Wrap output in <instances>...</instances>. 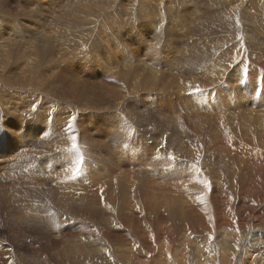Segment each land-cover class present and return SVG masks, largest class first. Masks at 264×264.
<instances>
[{"label": "rangeland", "instance_id": "1", "mask_svg": "<svg viewBox=\"0 0 264 264\" xmlns=\"http://www.w3.org/2000/svg\"><path fill=\"white\" fill-rule=\"evenodd\" d=\"M0 1L3 2L0 4V42L18 40L10 59L4 56L0 45V189L5 187V192L0 193V225L4 226L0 237V252H3L0 264L98 263L99 259L106 261L104 250L110 242L115 245L114 249L118 248L115 262L135 264L128 257L132 254L138 263L148 264L147 238L163 229L162 225H170L176 236L174 245L168 239L163 243L170 250L166 264H180L181 256L184 257L181 264L185 261L187 264L199 263V259L207 256L197 248L202 241L204 246H208L207 243L219 245L227 236L226 246L231 247L237 238L245 237L249 241L257 232L264 239V218L256 222L261 224L258 231L249 229L244 223L219 228H210L206 223L197 227L189 223L185 230L180 228L183 220L190 222L194 217L200 196L204 193L201 197L206 202L207 191L211 189V193L217 182V187L225 190L228 187L229 196L237 201L234 208L242 202L248 208L242 211L243 215H248L244 219L253 217L256 208L264 212V181L260 192L246 194L241 189L238 167L229 159L236 153L220 151L224 147L219 139L227 130L229 137H235L237 142H248L254 149L260 145L262 131L259 133L257 124L247 120L250 114L257 119L264 114V65L258 58L249 56L247 60L246 56H241L236 64L221 72L220 61L228 56L232 58L241 46L236 43L231 47L219 45L209 60L200 59L196 47H206L213 42L195 37L193 32L198 31L199 26L196 21L191 23L192 9H185L192 5V0H151L154 3L150 0H111L112 5L103 7L98 5L100 0ZM89 1L96 8L88 6ZM95 1H99L98 4ZM204 4L209 5L203 1L200 3L201 6ZM97 11L100 13L98 19ZM203 12L198 16L199 21L204 18L202 23L216 20L217 14L205 18V8ZM250 24L254 31H249L248 35L261 32L264 36V10L252 11ZM37 69L39 75H28V71ZM121 73L140 79L141 91L134 85H125ZM219 74L221 80L210 83ZM151 80L154 82L148 83ZM105 87L110 94L104 92ZM196 87L201 91H194ZM238 134L241 135L239 138ZM73 136L76 137V149L71 147ZM22 153L27 155L17 159ZM248 155L250 160L246 162H264L261 151ZM77 160L80 161L79 171L73 172ZM193 164L197 165L199 172L192 168ZM201 179L209 181L212 188L206 189ZM257 186L258 183L254 188ZM200 192L203 193L199 196ZM156 200L158 203L154 202ZM55 213L58 221H54L52 214L55 216ZM19 215L23 222L21 226L25 228L20 229L15 237L9 226H18L15 223ZM52 222L60 224L55 226ZM112 225L120 235L113 233L115 228H110ZM55 227H59L58 231L54 230ZM108 235H111L108 237L110 242L107 241ZM31 237H35V241ZM33 242L40 246L39 256L34 251ZM12 246L13 254H9L8 247ZM64 246L68 248L65 252ZM153 251L156 254V249ZM125 255L127 260L123 258ZM84 260L87 262L83 263Z\"/></svg>", "mask_w": 264, "mask_h": 264}, {"label": "bare ground", "instance_id": "2", "mask_svg": "<svg viewBox=\"0 0 264 264\" xmlns=\"http://www.w3.org/2000/svg\"><path fill=\"white\" fill-rule=\"evenodd\" d=\"M85 0H83V2H84ZM88 1V0H87ZM101 2H100V4H98V2L99 1H95L100 7H103V6H105V5H112L111 4V0H100ZM114 1H116V0H114ZM186 0H184V1H182V2H185ZM206 2V3H208L209 5H203V6H201L200 5V3L201 2ZM94 2V3H95ZM150 2H152V3H154L153 1H151L150 0ZM198 2H200V3H198ZM1 3H3V2H1L0 1V4ZM86 3V2H85ZM95 3V4H96ZM114 3V2H113ZM87 4H88V2H87ZM102 4V5H101ZM182 4V3H181ZM89 5H91L90 4V1H89V4H88V6ZM5 6V5H4ZM92 6V5H91ZM156 6V5H155ZM6 7V6H5ZM84 7V6H83ZM92 7H95V6H92ZM107 7V6H106ZM106 7H104V9L106 8ZM80 9H82L81 8V6L79 7ZM96 8V7H95ZM94 8V9H95ZM98 8V7H97ZM112 8V7H111ZM203 8H205V11H206V15L204 16L205 18H206V16H208V15H212V16H214L215 14H217V16H215L216 17V20H213V19H210L209 21H206V22H203V23H205V24H203L202 23V19H204V18H202L200 21H199V19H198V16L200 15V13L202 12V13H204L203 12ZM1 9V8H0ZM80 9H79V11H80ZM86 9V8H85ZM102 9V8H101ZM186 10H190V9H192L191 10V12H193V14L195 15V17L198 19V21H197V19L196 20H194L193 18H194V15L192 16L191 14H190V20H191V23H194L195 24V21L197 22V26H199V30L198 31H194L193 33H195L196 35H195V37H199V38H201L203 41H212L213 43L212 44H209V45H207L206 47H204V46H197L196 47V55L200 58V59H205V60H209L210 59V56H212L213 54H215L216 52H217V50H218V48H219V45H224V46H226V47H231L232 45H234V44H236V43H241V46L236 50V53H234L233 55H232V58L230 57V56H228V57H226L224 60H222V61H220V63H219V66H220V68H221V72L222 71H224V70H226V68H228L229 69V67L234 63V64H236L237 62H238V58H240L241 56H246V58H247V60H249L248 58H249V56L250 57H252V58H255V59H257L258 58V60H259V63L260 64H263L264 65V36H263V34L261 33V32H258L257 34H254V35H248L247 33L249 32V31H254V29H253V27H252V25L250 24V17L252 16V11H255V10H264V0H192V5L191 6H188V7H186L185 8ZM2 10V9H1ZM96 10V9H95ZM100 10V9H99ZM106 10V9H105ZM104 10V11H105ZM194 10V11H193ZM83 11V10H82ZM87 11V10H86ZM94 11V10H93ZM102 12H103V10H101ZM3 12V11H2ZM68 12V11H67ZM70 12V11H69ZM98 12V11H97ZM95 13V14H98V13ZM110 12V11H109ZM180 13V12H179ZM12 14V13H11ZM17 14V13H16ZM19 14V13H18ZM17 14V15H18ZM20 14H21V12H20ZM72 14V13H71ZM76 14H78L77 12H76ZM84 14V13H83ZM12 16H13V14H12ZM16 16V15H15ZM20 16V15H19ZM55 16V15H54ZM71 16V15H70ZM85 16V15H84ZM90 16V15H89ZM96 16V15H95ZM98 16H100V13H99V15H97V19L99 18ZM14 17V16H13ZM17 17V16H16ZM73 17V16H72ZM79 17V16H78ZM82 17V16H81ZM214 17V18H215ZM7 18H9V17H7ZM66 18L68 19V16H66ZM71 17H69V20L71 21V19H70ZM74 18V17H73ZM72 18V19H73ZM84 18V17H83ZM85 18H86V16H85ZM90 18V17H89ZM92 18V17H91ZM95 18V17H94ZM77 19V18H76ZM79 19V18H78ZM10 20V19H9ZM93 19H91V24L93 23V21H92ZM95 20H96V18H95ZM100 20H101V18H100ZM58 21V20H57ZM61 21V20H60ZM75 21V20H74ZM84 21H85V19H84ZM87 21V20H86ZM99 21V20H98ZM205 21V20H204ZM53 22V21H52ZM95 22V21H94ZM59 23V22H58ZM98 23V22H97ZM68 24H69V22H68ZM67 24V25H68ZM94 24V23H93ZM95 24H96V22H95ZM71 25V24H70ZM87 25V24H86ZM91 26V25H90ZM90 26L88 27L89 29H90ZM96 26V25H95ZM82 28L84 27V26H81ZM81 27H79V29L81 28ZM92 27V26H91ZM97 27V26H96ZM95 27V28H96ZM81 28V29H82ZM93 28V27H92ZM94 28V29H95ZM54 29V28H53ZM60 29V28H59ZM75 29H77V27H75L74 28V30ZM192 29V28H191ZM55 30V29H54ZM85 30V29H84ZM92 30V29H91ZM49 31V30H48ZM76 31V30H75ZM90 31V30H89ZM53 32H55V31H53ZM64 32V31H63ZM187 32V31H186ZM50 33V32H49ZM60 33V32H59ZM58 33V34H59ZM74 34V33H73ZM40 35H42L43 36V33L42 34H40ZM49 35H51V34H49ZM192 35V34H191ZM24 36V35H23ZM62 39V38H61ZM26 40V39H25ZM35 41V40H34ZM33 41V42H34ZM18 40H7V42L5 41H3V42H0V45H1V47H2V52H3V54H4V56L7 58V59H10L11 57H13L12 56V53H11V50H12V48L15 46V45H17L18 43ZM32 45H33V43H32ZM30 46H31V43H30ZM49 50V49H48ZM27 51V50H26ZM30 53V52H29ZM32 53V52H31ZM20 54H18V56H19ZM32 55V54H31ZM17 56V57H18ZM53 56V55H52ZM33 62V61H32ZM59 62V61H58ZM53 63V62H52ZM53 67L55 66V65H52ZM58 66V65H57ZM38 71H39V69H37V70H32V71H28V75L29 76H33V77H35V76H37V75H39L38 74ZM150 72V71H149ZM221 72H220V74H221ZM225 72V71H224ZM27 73V72H26ZM137 73V72H136ZM138 74V73H137ZM220 74H219V76L213 81V82H210V83H214V82H216V81H218L219 79H220ZM24 75V74H23ZM143 75V74H142ZM151 75H154V74H152L151 73ZM222 75V74H221ZM224 75V74H223ZM27 76V75H26ZM121 78H122V81H123V83L125 84V85H134V86H136L137 88H139V90L138 91H141V87H139L138 85L141 83V82H139V80L137 79V77H133V75L132 74H122L121 73V76H120ZM222 77V76H221ZM25 78V77H24ZM156 78V77H155ZM155 78H153L154 80H155ZM154 80H151V81H149L148 83H152V82H154ZM158 80V79H157ZM157 80H155V81H157ZM221 80V79H220ZM117 81V80H116ZM84 82V81H83ZM178 82V81H177ZM156 83V82H155ZM16 84V83H15ZM23 86H24V84H23ZM178 86V85H177ZM44 87V86H43ZM46 87V86H45ZM96 87V86H95ZM132 87V86H131ZM149 87L150 88H154L152 85H149ZM78 88V87H77ZM108 88V87H107ZM110 88V87H109ZM135 88V87H134ZM165 88V87H164ZM38 89V88H37ZM40 89V88H39ZM93 89V88H92ZM101 89V88H100ZM103 89V88H102ZM113 89V88H112ZM115 89V88H114ZM42 90V89H41ZM76 90V89H75ZM78 90V89H77ZM98 90V89H97ZM96 90V91H97ZM144 90H151V89H146V88H144ZM160 90V89H159ZM53 91V90H52ZM100 91V90H99ZM106 91V87H105V90H104V92ZM114 91V90H113ZM116 91L117 90H115V92L114 93H116ZM151 91H153V90H151ZM59 92V91H58ZM84 92V91H83ZM91 92V91H90ZM103 92V93H104ZM107 93H109V90H107L106 91ZM52 93V92H51ZM107 93L105 94L106 96H107ZM54 94V93H53ZM86 94V93H85ZM101 94V93H100ZM110 94V93H109ZM108 94V95H109ZM112 94V93H111ZM117 94L119 95V93L117 92ZM90 95V94H89ZM99 95V94H98ZM102 95V94H101ZM104 95V94H103ZM69 96V95H68ZM115 96L117 97V95L115 94ZM59 97V96H58ZM79 97H80V95H79ZM111 97V96H110ZM64 98V97H63ZM81 98V97H80ZM86 98V97H85ZM105 98V97H104ZM60 99H61V97H60ZM84 99V98H83ZM96 99V98H95ZM110 99V98H109ZM113 100V99H112ZM65 101V100H64ZM95 101H97V100H95ZM103 101V100H102ZM110 101H111V99H110ZM109 101V102H110ZM101 102V101H100ZM232 104V103H231ZM110 105V104H109ZM100 106V105H99ZM221 108H224V109H226V110H228V108H226L225 106H222ZM222 110V109H221ZM83 111V110H82ZM197 115V114H196ZM199 116V115H198ZM247 116V115H246ZM196 118V117H195ZM21 119H23V118H21ZM233 119V118H232ZM181 120V119H180ZM247 120H250V122L251 123H253V124H257L256 126H257V129H258V131H259V133L262 131V135L260 136V138H261V141H260V145H258L259 147H258V149L256 148V149H254V148H252V145L250 144V143H243V140H240V141H242V142H240V141H236L234 138L235 137H233L232 139L229 137V134H228V131L227 130H225V136L224 137H220L219 139H221V141H222V144L223 145H221V146H223L224 147V150H220V151H225L224 153H226L227 151L229 152V150H231V151H233L234 152V154L236 153V156H230V161L231 160H233L234 162H235V164L237 165V175L239 176V178L241 179V181L242 182H240L241 183V186H242V190H244V191H246V194H248L249 192H251L252 194L254 193V192H256V191H258V192H260L261 191V188H260V186H262V181H264V162H257V161H251V162H246V161H248V160H250V156L248 155V154H251V152H254V151H261L262 153H264V114H262L261 115V118L260 119H257L256 118V116H253L252 114H250V117L248 116V118H247ZM231 121V120H230ZM215 122V121H214ZM216 122H217V120H216ZM236 122V121H235ZM244 122H245V120H244ZM221 123H223V122H221ZM227 123V122H226ZM230 123V122H229ZM237 123V122H236ZM199 124V123H198ZM226 125V124H225ZM224 125V126H225ZM239 125V124H238ZM250 125V124H249ZM218 126V125H217ZM230 127V126H229ZM181 128V127H180ZM228 128V127H227ZM210 129V128H209ZM237 129V128H236ZM237 131V130H236ZM239 132V131H238ZM15 133V132H14ZM18 133V132H17ZM180 133V132H179ZM213 133V132H212ZM250 134L252 133V132H249ZM170 134V133H169ZM214 134V133H213ZM239 134H240V132H239ZM238 134V138H239V136H241V135H239ZM219 136H220V134H219ZM231 136V135H230ZM248 136H251V135H248ZM19 137V136H18ZM246 137V136H245ZM214 138V137H213ZM237 138V137H236ZM248 138V137H247ZM1 139V138H0ZM24 139V138H23ZM241 139H243L242 137H241ZM256 139V138H255ZM250 140V139H249ZM184 141V140H183ZM212 142V141H211ZM220 142V141H219ZM254 144V143H253ZM259 144V143H258ZM23 145V144H22ZM189 145V144H188ZM24 146V145H23ZM23 146H22V148H23ZM182 146V145H181ZM214 146H216L217 147V145H215L214 144ZM216 147H215V149H216ZM219 148H220V146H218ZM1 148V147H0ZM13 148V147H12ZM21 148V149H22ZM188 149V148H187ZM221 149H223V148H221ZM228 149V150H227ZM178 150H179V148H178ZM213 150H214V148H213ZM217 150V149H216ZM219 150V149H218ZM22 151V150H21ZM27 151V150H26ZM179 152V151H178ZM227 152V153H228ZM232 152V153H233ZM21 153V152H20ZM24 153V152H23ZM22 153V155H18L16 158L17 159H20V156H26V155H24ZM180 153H182V152H180ZM222 153V152H221ZM223 153V154H224ZM230 153V152H229ZM30 154V153H29ZM16 155H17V153H16ZM31 155H33V154H30V156ZM218 155V154H217ZM225 155V154H224ZM226 156H227V154H226ZM229 156V155H228ZM15 158V157H14ZM223 158V157H222ZM22 160V159H21ZM28 160V159H27ZM34 160V159H33ZM14 161V160H13ZM35 161V160H34ZM41 161V160H40ZM195 161V160H194ZM232 161V162H233ZM245 162V163H244ZM194 163V162H193ZM11 164V163H10ZM9 164V165H10ZM236 165H235V167H236ZM33 166V165H32ZM209 166V165H208ZM230 166V165H229ZM200 167V166H199ZM211 167V166H210ZM213 167V166H212ZM225 167V169H226V166H224ZM24 168V167H23ZM228 168V167H227ZM6 169V168H5ZM207 169V168H206ZM213 169V168H212ZM229 169V168H228ZM36 170V169H35ZM210 170V169H209ZM28 171V170H27ZM220 171V170H219ZM34 172V171H33ZM13 173H16V172H13ZM35 173V172H34ZM209 173V172H208ZM211 173H213V172H211ZM210 173V174H211ZM214 173H215V171H214ZM9 174H11V173H9ZM25 174V173H24ZM37 174V173H36ZM232 174V173H231ZM8 175V174H7ZM201 175V174H200ZM212 175V174H211ZM216 175V174H215ZM218 175V174H217ZM12 176V175H11ZM205 176V175H204ZM213 176V175H212ZM29 177H31V176H29ZM28 177V178H29ZM43 177V176H42ZM209 177V176H208ZM215 177V176H214ZM234 177V176H233ZM13 178V177H12ZM197 178V177H196ZM221 178V177H220ZM30 179V178H29ZM42 179V178H41ZM40 179V180H41ZM223 179V178H222ZM228 179V178H227ZM37 180V179H36ZM198 180V179H197ZM202 181H204V179H201ZM39 181V180H38ZM43 181V180H42ZM194 181V180H193ZM201 181V182H202ZM214 181V180H213ZM182 182V181H181ZM180 182V183H181ZM197 182H200L199 180L197 181ZM217 182V181H216ZM178 183V182H177ZM213 183V182H212ZM218 184H219V182H217ZM216 183V186L215 187H213V191L210 193V191H211V189H210V191H207L208 193V197H207V201L206 202H203V200L204 199H200V200H198V203H200V204H198V205H196V207H195V211H194V215H192V216H194L191 220H190V222L189 221H187L188 219H185V220H183V222L184 223H182L181 224V226H180V228L181 229H184L185 230V228H187V226L188 225H190V224H196L195 226L197 227V225L198 226H200V225H202V224H204V223H206L207 225L206 226H210V228H215V227H218V226H223L224 227V225H231V226H241L243 223L244 224H247L249 227V229H251V228H253V229H255V231H258V227L259 226H261V224H256V222L258 221V223L260 222V221H262V219L264 218V212H263V209L261 210V209H254L253 211L254 212H256L254 215H253V217L252 216H250V218H246V219H244L243 217H248V215H243L242 214V211L244 210V209H248L247 207H245L244 206V204H243V202H242V205H239L237 208H234L233 206H235V204H237L236 202L237 201H233L232 199H231V197L229 196V194H230V191H229V189H228V187H226V189L227 190H225V189H223V187H217V184ZM224 183V182H223ZM226 183H227V181H226ZM254 183H255V185H254ZM256 183H258L259 184V186H257L256 187V189L254 188L255 186H256ZM47 184V183H46ZM171 184V183H170ZM172 184H176V183H172ZM187 184V183H186ZM228 184V183H227ZM44 185V184H43ZM193 185V184H192ZM200 185H201V183H200ZM215 185V184H214ZM31 186V185H30ZM195 186V185H194ZM220 186V185H219ZM223 186V185H222ZM0 187H1V183H0ZM8 187V186H7ZM28 187V186H27ZM41 187V186H40ZM134 187V186H133ZM176 187V186H175ZM185 187V186H184ZM202 187V186H201ZM129 188V187H128ZM212 188V187H211ZM30 190H32L31 188H29ZM40 189H42V188H40ZM3 190H5V187L4 188H2V189H0V191H3ZM127 189L125 188V191H126ZM192 190V189H191ZM196 190V189H195ZM201 190H203V189H201ZM41 191H43V189L41 190ZM48 191H49V189H48ZM111 191V190H110ZM199 191V190H198ZM236 190H234V192H235ZM5 191H3V192H0V193H4ZM32 192V191H31ZM128 192V194H129V190L127 191ZM126 192V193H127ZM187 192V191H186ZM186 192H184L185 194H186ZM189 192V191H188ZM195 192V191H194ZM205 192H206V190H205ZM233 192V193H234ZM264 192V191H263ZM30 193V192H29ZM34 193V192H33ZM148 193V192H147ZM203 193V192H202ZM201 192H200V194H199V196L202 194ZM237 194H238V191L236 192ZM21 194V193H20ZM27 194V193H26ZM37 194V193H36ZM51 194V193H50ZM188 194V193H187ZM189 194H191V193H189ZM193 194V193H192ZM195 194V193H194ZM204 194V193H203ZM202 194V195H203ZM23 195H24V193H23ZM34 195V194H33ZM140 195V194H139ZM151 195V194H150ZM153 195V194H152ZM176 195V194H175ZM201 195V196H202ZM250 195V194H249ZM129 195H127V197H128ZM136 196V195H135ZM138 196V195H137ZM148 196V195H147ZM161 196H163V195H161ZM174 196V195H173ZM201 196H200V198H201ZM240 196V195H239ZM16 197V196H15ZM25 197V196H24ZM27 197V196H26ZM31 197H33L32 196V193H31ZM35 197H36V195H35ZM39 197H40V195H39ZM42 197V196H41ZM160 197V196H159ZM181 197H182V195H181ZM197 197V196H196ZM258 197V196H257ZM28 198H29V200H30V196L28 195ZM34 198V197H33ZM132 198V197H131ZM136 198V197H135ZM163 198V197H162ZM170 198H171V196H170ZM193 198V197H192ZM37 199V198H36ZM91 199V198H90ZM148 199H150L149 197H148ZM153 199V198H152ZM197 199V198H196ZM195 199V200H196ZM235 199H237L236 197H235ZM249 199V198H248ZM29 200H27V201H29ZM53 200V199H52ZM51 200V201H52ZM103 200V199H102ZM113 200V199H112ZM130 200V199H129ZM131 200H134V199H131ZM202 200V201H201ZM25 201H26V198H25ZM37 201V200H36ZM65 201V200H64ZM138 201V200H137ZM147 201V200H146ZM158 200H156V201H154V202H157ZM191 201H192V199H191ZM200 201V202H199ZM11 202H12V200H11ZM127 202V201H126ZM132 202V201H131ZM135 202H136V200H135ZM141 202H143V198H142V201ZM150 202V201H149ZM154 202H153V204H154ZM170 202V201H169ZM177 202V201H176ZM189 202H190V200H189ZM193 202H195L196 203V201H193ZM201 202H203V203H201ZM65 203V202H64ZM63 203V204H64ZM158 203V202H157ZM62 204V205H63ZM71 204V203H70ZM94 204H96V203H94ZM100 204V203H99ZM129 204H131L130 202H129ZM141 204V203H140ZM147 204V203H146ZM188 204V203H187ZM28 205H29V202H28ZM97 205V204H96ZM143 205H144V203H143ZM33 206V205H32ZM54 206V205H53ZM63 206H65V204L63 205ZM67 206V205H66ZM180 206H181V204H180ZM189 206V205H188ZM17 207V206H16ZM30 207H31V205H30ZM57 207V206H56ZM60 207H61V205H60ZM68 207V206H67ZM66 207V208H67ZM90 207V206H89ZM97 207V206H96ZM103 207V206H102ZM132 207H133V205H132ZM131 207V210L134 208H132ZM155 207V206H154ZM54 208V207H53ZM58 208V207H57ZM65 207H63V209H64ZM68 208H70L71 209V207H68ZM140 208V207H139ZM138 208V209H139ZM142 208V207H141ZM150 208V207H149ZM176 208V207H175ZM183 208V207H182ZM190 208V207H189ZM22 209H24V208H22ZM31 210H32V207L30 208ZM35 209V208H34ZM45 209H47V207L45 208ZM58 209H60V208H58ZM62 209V208H61ZM72 209H73V207H72ZM77 209V208H76ZM143 209V208H142ZM141 209V210H142ZM151 209V208H150ZM191 209V208H190ZM26 210H28V208L26 209ZM53 210H55V209H53ZM57 210V209H56ZM55 210V211H56ZM68 210V209H67ZM81 210V209H80ZM95 210V209H94ZM173 210V209H172ZM184 210V209H183ZM30 210H28V212H29ZM41 211V210H40ZM49 211H50V209H49ZM62 210H60L59 212H61ZM69 211H71V210H69ZM123 211V210H122ZM138 211V210H137ZM140 211V210H139ZM191 211V210H190ZM34 212H37L38 213V211H34ZM45 212V211H44ZM47 212V211H46ZM63 212V211H62ZM78 212V211H77ZM183 212V211H182ZM253 212V213H254ZM24 213H26V212H24ZM23 213V214H24ZM30 213H31V211H30ZM64 213H67V211L65 210V212ZM102 213V212H101ZM128 213H129V211H128ZM139 213V212H138ZM141 213V212H140ZM21 214H22V212H21ZM42 214V213H41ZM77 214V213H76ZM80 214V213H79ZM141 214H143L144 215V212L143 213H141ZM173 214H175V213H173ZM179 214V213H178ZM250 214V213H249ZM44 215V214H43ZM53 215V217L55 218L54 219V221L56 220V213H55V216H54V214H52ZM60 215V214H59ZM99 215V214H98ZM133 215H135V212H134V214ZM138 215V214H137ZM185 215V214H184ZM239 215V216H238ZM252 215V214H251ZM37 216H39V215H37ZM57 216H58V214H57ZM121 216V215H120ZM40 217H42V216H40ZM143 217V216H142ZM146 217V216H145ZM44 218V217H43ZM59 218V217H58ZM141 218V217H140ZM139 218V219H140ZM147 218V217H146ZM186 218V217H185ZM49 219V218H48ZM51 219H52V216H51ZM255 219H256V221H255ZM43 220V219H42ZM41 220V221H42ZM60 220V219H59ZM113 220H114V217H113ZM112 220V222H114ZM51 221H53V220H51ZM56 221H58V220H56ZM84 221V220H83ZM92 221V220H91ZM96 221V220H95ZM101 221V220H100ZM47 222H48V220H47ZM59 222H61V221H59ZM58 222V223H59ZM110 222V221H109ZM145 222H147L146 220H145ZM169 222V221H168ZM251 222V223H250ZM1 223V222H0ZM44 223V222H43ZM53 223V222H52ZM52 223H50V225H52ZM55 223V222H54ZM53 223V224H54ZM57 223V224H58ZM92 223H93V221H92ZM96 223V222H95ZM117 223V222H116ZM185 223H188V224H185ZM190 223V224H189ZM249 223V224H248ZM16 225H18V226H9V228L14 232L13 233V235H15V237H18V235H19V231H20V229H24L25 227L24 226H21V225H23V222H22V217L19 215V217H16V223H15ZM35 224V223H34ZM56 224V223H55ZM57 224L55 225V226H57ZM60 224V223H59ZM58 224V225H59ZM97 224H98V222H97ZM102 224V223H101ZM111 224V223H110ZM109 224V225H110ZM152 224V223H151ZM40 225V224H39ZM145 225V224H144ZM54 226V225H53ZM61 226V225H60ZM59 226V227H60ZM90 226V225H89ZM113 227H110V228H115V230L113 231V233H115V234H119L120 235V233H118L117 231H116V227L114 226V225H112ZM163 226V229H160V230H158L157 231V233H155V232H153V233H155L153 236H149L147 239H148V247H147V250H148V257H147V259L146 260H148L149 261V263L148 264H166V261H167V259L169 258V255L170 254H168L167 252L168 251H170L169 250V248H168V250H167V248H165V246H163V243H164V241L166 240V239H168L169 241L168 242H170L171 241V244L172 243H174V237L176 238V236L174 235V231L173 230H170V229H172V228H169V226L168 227H166V226H164V225H162ZM245 226V225H244ZM264 226V225H263ZM3 227L4 226H2V225H0V237L3 235ZM59 227H55L54 228V230H56V231H58V228ZM65 227V226H64ZM104 228L105 227H107V226H103ZM142 227H144V226H142ZM146 227V226H145ZM193 227V226H192ZM229 227V226H228ZM63 228V227H62ZM61 228V229H62ZM102 228V227H101ZM118 228H119V226H118ZM151 228V227H150ZM219 228V227H218ZM33 229V228H32ZM45 229V228H44ZM53 229V228H52ZM67 229V228H66ZM108 229V228H107ZM131 229V228H130ZM147 229H149V228H147ZM190 229V228H189ZM227 229H229V228H227ZM243 229V228H242ZM35 230V229H34ZM104 230V229H103ZM106 230V229H105ZM150 230V229H149ZM154 230V229H153ZM190 230H192V229H190ZM200 230H201V228H200ZM30 231H33V230H30ZM55 231V232H56ZM110 231V230H109ZM147 231V230H146ZM150 231H152V229L150 230ZM183 231V230H182ZM214 231H216V230H214ZM212 232L213 234L215 233V232ZM222 231V230H221ZM227 231V230H226ZM229 231H230V229H229ZM232 231V230H231ZM96 232H98V231H96ZM101 232V231H100ZM107 232H108V230H107ZM225 232V231H224ZM228 232V231H227ZM36 233H37V231H36ZM35 233V234H36ZM44 233H45V231H44ZM51 233V232H50ZM49 233V234H50ZM67 233V232H66ZM257 233H259V232H257ZM256 233V236H255V234L250 238V240L248 241V239L247 238H245L244 236H242V237H244V238H242V239H240V238H237V240L235 241V242H233V243H235L233 246H231V247H229V246H226V242H225V240H226V238H227V236L225 237V240H223L222 242H221V244H217V243H207L208 244V246L206 245V246H204L203 244H201L200 243V241H197V244H198V242L200 243L199 244V246L197 247L200 251H204V253L207 255L206 256V258L204 259H199L198 261H199V263L198 262H196V264H264V239L262 238L263 236L261 235V234H257ZM21 234V233H20ZM23 234H24V231H23ZM40 234V233H39ZM129 234V233H128ZM185 234V233H184ZM194 234V233H193ZM206 234H208V233H206ZM46 235V234H45ZM61 235V234H60ZM129 235H131V234H129ZM218 235V234H217ZM226 235V234H225ZM248 235H250L249 234V232H248ZM23 236V235H22ZM32 236V235H31ZM52 236H53V234H52ZM54 236H55V234H54ZM58 236H59V234H58ZM102 236V235H101ZM100 236V237H101ZM109 236H111V235H108L107 236V241H109L110 242V240H109ZM118 236V235H117ZM148 236V235H147ZM200 236V235H199ZM208 236V235H207ZM232 236V235H231ZM11 237H13V239H16V238H14V236H12L11 235ZM25 237V236H24ZM51 237V236H50ZM151 237V238H150ZM213 237V236H212ZM214 237H216V235L214 236ZM218 237H220V236H218ZM29 238H30V235H29ZM32 238L34 239V241H35V237H31V240H32ZM56 238V237H55ZM59 238H62V237H59ZM58 238V239H59ZM95 238V237H94ZM93 237L91 238V239H94ZM106 238V237H105ZM194 238H197V237H194ZM200 238V237H199ZM51 239V238H50ZM64 239V238H63ZM65 239H67V238H65ZM201 239H202V237H201ZM210 239H212L211 237H210ZM228 239V238H227ZM240 239V240H239ZM9 240V239H8ZM42 240V239H41ZM84 240V239H83ZM97 240V239H96ZM98 240H100V238L98 239ZM192 240V239H191ZM194 240V239H193ZM198 240V239H197ZM4 241V240H3ZM79 241V240H78ZM103 241H105V240H103ZM102 241V242H103ZM190 241V240H189ZM210 242H212L211 240H209ZM213 241H214V239H213ZM217 241H218V239H217ZM14 242V241H13ZM21 242V241H20ZM53 242V241H52ZM55 242V241H54ZM166 242H167V240H166ZM193 242H196V241H193ZM208 242V241H207ZM220 242V241H219ZM34 243V242H33ZM70 243V242H69ZM77 243V242H76ZM138 243V242H137ZM192 243V242H191ZM1 244V243H0ZM5 244V243H4ZM10 244V243H9ZM13 244V243H12ZM55 244V243H54ZM65 244H66V242H65ZM78 244H80V243H78ZM210 244V245H209ZM6 245V244H5ZM15 245V244H14ZM101 245V244H100ZM112 245V246H111ZM137 245H139V244H137ZM172 245H174V244H172ZM172 245H171V247H172ZM177 245V244H176ZM231 245H232V243H231ZM3 246V245H2ZM7 246V245H6ZM10 246V245H9ZM16 246V245H15ZM29 246V245H28ZM49 246V245H48ZM51 246V245H50ZM85 246V245H84ZM92 246V245H91ZM115 246V245H114ZM114 246H113V244H111V242H110V246L107 244L106 246H105V248L107 249L106 251L104 250V253H106V255H107V257L105 258V260L106 261H103V260H98L99 262L98 263H95L94 261V263L95 264H108V262L110 263V264H113L112 262H114V264H120L121 262H115L116 260H117V258H116V256H115V253H116V251H117V249L118 248H116V249H114ZM132 246V245H131ZM136 246V245H135ZM135 246H134V248H135ZM168 246H170L169 244H168ZM167 245H166V247H168ZM1 247V246H0ZM39 245H36L35 243H34V245H33V248H34V251L35 252H37L38 253V256L41 254H39ZM55 247V246H54ZM63 247V246H62ZM65 248H64V252H65V250L67 251V246H64ZM94 247V246H93ZM100 247H104V246H100ZM120 247V246H119ZM139 247V246H138ZM170 247V248H171ZM187 247H188V245H187ZM208 247H210V250H208L207 248ZM3 249H4V247H2ZM6 248V247H5ZM11 248H14L13 246L12 247H8V253L9 254H13L12 253V251H13V249H11ZM28 248V247H27ZM46 248V247H45ZM67 248V249H66ZM83 248V247H82ZM98 248V247H97ZM121 248V247H120ZM131 248V247H130ZM18 249H19V247H18ZM52 249H55V248H52ZM56 249H57V247H56ZM60 249V248H59ZM94 249H95V247H94ZM101 249V248H100ZM136 249V248H135ZM153 249H156V254H154V251H153ZM165 249H166V251H165ZM2 250V249H1ZM0 250V251H1ZM7 250V249H6ZM50 250H51V248H50ZM58 250V249H57ZM61 250V249H60ZM72 250V249H71ZM87 250V249H86ZM88 250H90V249H88ZM93 250V249H92ZM150 250H152L153 251V255L155 256V257H153L152 256V251H150ZM219 250H220V253H219ZM4 251V250H3ZM100 251V250H99ZM195 251V250H194ZM19 251L17 250V253H18ZM40 252H41V250H40ZM58 251H56V253H57ZM89 252V251H88ZM143 252H144V249H143ZM197 252V251H196ZM1 253H3V252H0V254ZM7 253V254H8ZM20 253V252H19ZM29 253H31V252H29ZM36 253V254H37ZM52 253V252H51ZM50 253V254H51ZM54 253V252H53ZM55 253V254H56ZM59 253V252H58ZM85 253V252H84ZM95 253V252H94ZM199 252H197L196 254H198ZM201 253V252H200ZM203 253V252H202ZM213 253H217V255L215 254H213ZM91 254H93V253H91ZM122 254H123V252H122ZM126 254V253H125ZM139 254H141V253H139ZM143 254V253H142ZM181 254V253H180ZM179 254V255H180ZM17 255V254H16ZM45 255V254H44ZM145 255V254H144ZM1 256V255H0ZM10 256V255H9ZM14 256V255H13ZM22 256V255H21ZM37 256V257H38ZM50 256V255H49ZM52 256V255H51ZM55 256V255H54ZM54 256H53V258H54ZM63 256H64V254H63ZM73 256V255H72ZM98 256V255H97ZM100 256V255H99ZM99 256H98V258H99ZM149 256H151V257H149ZM197 256V255H196ZM195 256V257H196ZM202 256V255H201ZM8 257V255L5 257V258H7ZM44 257V256H43ZM76 257V256H75ZM85 257V256H84ZM104 258V256H101V258ZM128 257H129V259H133V260H131V262H134L135 264H140V263H138L137 261H135V256L134 255H132V254H129L128 255ZM144 257V256H143ZM146 257H144V258H146ZM182 258H180L179 259V262L181 261L182 262V259L184 258L183 256H181ZM198 257V256H197ZM202 257H204V256H202ZM2 258L4 259V257L2 256ZM21 258H23V256L21 257ZM21 258H20V261H21ZM24 258H25V256H24ZM45 258V257H44ZM52 257H51V259H53ZM60 258V257H59ZM63 258V257H62ZM66 258V257H65ZM78 258V257H77ZM76 258V259H77ZM86 258V257H85ZM88 258V257H87ZM90 258V257H89ZM93 258V257H92ZM97 258V257H96ZM124 260H127V255H125L124 257ZM199 258H201V257H199ZM230 258V259H229ZM9 259V258H8ZM7 259V260H8ZM11 259V258H10ZM39 259V258H38ZM74 259V258H73ZM196 259H198V258H196ZM12 260V259H11ZM27 260V259H26ZM28 260H30V259H28ZM44 260V259H43ZM48 260H50V259H48ZM61 260H63V259H61ZM66 260V259H65ZM80 260V259H79ZM93 260H95V259H93ZM184 260V259H183ZM186 260V259H185ZM193 260V259H192ZM17 261H19V260H17ZM32 261V260H31ZM31 261H28V262H31ZM47 261V260H46ZM51 261V260H50ZM55 261V260H54ZM82 261V260H81ZM80 261V262H81ZM177 261V260H176ZM191 261V260H190ZM1 262V261H0ZM24 262H25V260H24ZM33 262V261H32ZM35 262V261H34ZM33 262V263H34ZM63 262V261H62ZM67 262L68 261H66V263L65 264H67ZM85 262H87V261H85L84 260V262L83 263H85ZM91 262V261H90ZM93 262H92V264H93ZM178 262V261H177ZM181 262H180V264H181ZM189 262V261H188ZM11 263V262H10ZM26 263V262H25ZM38 264H39V262H37ZM36 263V264H37ZM40 263H41V261H40ZM46 263V262H45ZM58 263H60V262H58ZM64 263V262H63ZM69 263V262H68ZM78 263V262H77ZM82 263V262H81ZM89 263V262H88ZM146 263H147V261H146ZM14 264V263H13ZM17 264V263H16ZM32 264V263H31ZM48 264H50V263H48ZM142 264H144V263H142ZM183 264V263H182ZM184 264H187V262L185 261L184 262Z\"/></svg>", "mask_w": 264, "mask_h": 264}, {"label": "snow or ice", "instance_id": "3", "mask_svg": "<svg viewBox=\"0 0 264 264\" xmlns=\"http://www.w3.org/2000/svg\"><path fill=\"white\" fill-rule=\"evenodd\" d=\"M194 91L199 92V91H201V89H200L199 87H196V88L194 89ZM71 147H72V149H76V148H77L76 137H75V136L72 137V145H71ZM162 147H163V145H162ZM58 151H59V150H58ZM171 158H172V159H175V157H171ZM198 160H199V156H197V161H198ZM79 164H80V161L77 160V162H76V167L73 169V172H78V171H79ZM192 168L195 169L197 172H199V168L197 167L196 164H193V165H192ZM202 183H203V185H204V187H205L206 189H210V188H211V184H210L209 181L204 180V181H202ZM101 191H103V190H101ZM201 199H203V198L201 197Z\"/></svg>", "mask_w": 264, "mask_h": 264}]
</instances>
